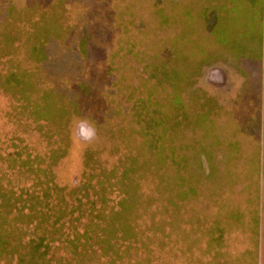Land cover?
Instances as JSON below:
<instances>
[{"label":"rangeland","instance_id":"rangeland-1","mask_svg":"<svg viewBox=\"0 0 264 264\" xmlns=\"http://www.w3.org/2000/svg\"><path fill=\"white\" fill-rule=\"evenodd\" d=\"M180 1L54 0L48 14H28L32 0H0V264H194V253L166 255L154 229L180 151L189 158L201 143L224 154L222 137L248 160L244 212L264 239V56L237 64L224 97L189 93L202 70L232 63L213 42L200 55L196 42H174L191 24L178 12L195 8ZM156 121L150 141L140 129ZM137 193L149 216H116ZM241 208L229 207L231 219Z\"/></svg>","mask_w":264,"mask_h":264},{"label":"crops","instance_id":"crops-1","mask_svg":"<svg viewBox=\"0 0 264 264\" xmlns=\"http://www.w3.org/2000/svg\"><path fill=\"white\" fill-rule=\"evenodd\" d=\"M207 3V6L202 4L198 8V0H195L192 12L188 8L180 9V22L183 16H187V22L191 19V24L188 29L181 30L174 42H196L195 50L199 55L204 51L201 42H213V50L226 51L220 56L232 63V70H202L196 86L189 92L206 88L208 93L224 97L230 91L228 80L237 64H243L253 53L264 56V0H207ZM29 4L28 14H48L47 7L54 4V0H32ZM182 4L183 0L180 6ZM194 17L196 24L192 23ZM217 85L224 88H217ZM199 95L201 93L195 94L197 103ZM212 121L219 125L220 120L214 118ZM210 124V121L206 123L208 127ZM222 138L218 142L225 145L224 154L213 147L203 150L201 143L195 146L196 152L189 154V158L183 150L180 151L179 165L175 164L178 177L173 178L177 193H173L170 213L164 216L165 253L180 256L194 253V264H264L263 226L257 217L252 220L256 225L251 224L244 212L250 205L248 197H253L248 191L252 178L248 160L240 152L237 155L230 150L228 152L231 148L229 139ZM228 191H232V201L225 199ZM258 192L253 190L252 194ZM239 199H244L243 204ZM232 204L243 207V218L231 219L229 207ZM247 235L250 236V244ZM239 239L243 243V251L233 257V246ZM248 248L250 252H247ZM248 255L250 260H247Z\"/></svg>","mask_w":264,"mask_h":264},{"label":"trees","instance_id":"trees-1","mask_svg":"<svg viewBox=\"0 0 264 264\" xmlns=\"http://www.w3.org/2000/svg\"><path fill=\"white\" fill-rule=\"evenodd\" d=\"M164 19H165V17H163V21H164ZM163 67H164V65H163ZM188 67H187V69H188ZM156 70H158V67H155L154 68V71H156ZM158 73L161 74L160 71L154 72L155 75L158 74ZM192 73L193 72H190V74H189V77H188V78H190L189 79V82L195 77V73H194V75ZM181 78L182 77H179L178 76V81H181ZM178 87H179V83L177 82V86L175 85V88L178 89ZM146 126L147 127H144L143 126V128H141L140 131L141 132H145L144 134H145L146 137L150 136V139H148V140L152 141L153 140L152 139V136L154 137L153 132H151L152 131V127L158 126V122L157 121L156 122H153V124H151V125L149 123H146ZM157 136H159V134H157ZM175 164H178V163L175 162ZM164 165H165V167L168 165V156H166V152H165V163H164ZM171 185H172V188H173L172 190H169V185H166L165 186V194L167 195L165 197V208H164L165 214H167V213L169 214L170 213V206H171V203L174 201V195H173V193H174V180H172V184ZM171 194H172V196H171ZM136 197H137V199H130L127 196L126 199L122 200L121 201V204H120V212L118 214H115V215L116 216H119V217H125V218H127V217H133V216L134 217L149 216V205L150 204L148 202L149 201L148 200V197L147 198H141V195H139L138 193H137V196ZM141 199H144V201L142 200L140 202L139 206L136 205V203L138 201H140ZM134 207H137V209H134ZM140 213H147V214H140ZM165 214L163 215V217L165 216ZM151 216H153V215H150V217ZM154 228H159V227L158 226H155ZM160 228H163V227H160ZM163 229H154V230L155 231H160V230H163ZM123 233H124V235L126 237L130 235V233H128V230H123ZM44 254L45 253L42 252L41 255H44Z\"/></svg>","mask_w":264,"mask_h":264}]
</instances>
